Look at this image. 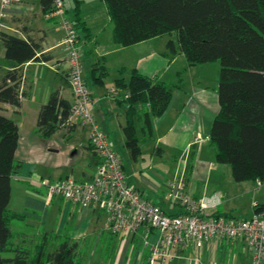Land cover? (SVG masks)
<instances>
[{"label": "crops", "instance_id": "0c3cea01", "mask_svg": "<svg viewBox=\"0 0 264 264\" xmlns=\"http://www.w3.org/2000/svg\"><path fill=\"white\" fill-rule=\"evenodd\" d=\"M81 18L86 22L90 32L89 36L80 38L83 44V62L85 57L93 60V66L88 71V79L103 84L109 69L117 68L118 73L113 82L107 85L104 93L99 88L89 89L91 106L97 123L99 118L105 126H110L107 118L113 116V110H111L115 105L113 100L125 106V117L123 112H118L116 117L122 131L118 135L120 142L126 139L123 126L127 121L128 106L118 101L117 97L120 95L114 96L109 91L111 86L116 85V80L123 77L126 82L129 81L132 71L137 69L143 74L176 84L175 87L178 89L173 90V99L167 110L160 116H153L151 133L143 134L139 119L136 120V125L137 131L139 128L143 137L154 142L160 159L165 155L173 164H176L177 169L179 160L184 155L188 158V162L190 161V171L182 175L168 176L164 170L149 168L138 180L133 181L125 165L124 168L130 183L147 199L160 205L169 213L181 212L182 206L178 200L169 198L167 195L176 179L183 178L184 191L197 198L207 196L209 193L206 186L201 185L198 178H195L199 174L197 171L205 168L209 170L211 167L210 162H205L201 158L205 152L206 141L195 144L193 135L197 132L208 134L212 120L219 110L217 85L214 83L211 87L209 79L203 75L211 64H216L214 66L217 67L219 63L214 60L190 66L187 64L185 55L180 51L171 53L170 58L165 62L164 59L162 61L158 58L160 54H156V50L149 43L158 36L132 45H114L112 35L104 42L99 32L90 30L91 25L83 14ZM0 30L40 40L42 50L50 57L46 61L30 60L22 65L23 88L27 94L22 98L20 106L0 102V112L13 118L18 127L19 139L15 156L22 163L12 178L9 207L25 213L27 216L25 221L30 220V223L38 224L39 229L37 233L29 232L24 229L29 226L27 224L23 228H15L17 232L23 234L31 244H34L35 238L42 234V237H47L48 246L52 249L66 237L72 241H79L80 264H241L244 255L245 264H251V253L242 239H237L233 243L221 239H209L201 248L189 244L180 248L173 258L151 261L150 249L141 240L134 239L129 234H116L110 231L103 210L98 207H81L60 195L49 197L47 186L42 183V180L53 181L68 176L80 181L88 180L95 174L98 164L97 156L89 144L88 127L73 125L68 128L66 126L51 136H43L37 128L39 109L47 101L52 90L60 89L64 98L70 103L74 101L67 73L69 63L63 43L64 30L61 17L44 14L39 0H12L6 6L0 3ZM173 63H176L174 68L184 69L190 74V85L182 77V80L179 82L177 80V83L169 82L168 67L170 68ZM100 65L107 67V74L102 78H99V71L95 70ZM165 65L166 67L163 68ZM13 67L15 62L5 58V48L0 40V78L4 70ZM123 92L122 90L120 93ZM104 102L108 105L107 109L104 108ZM103 129L120 155L110 138L111 130ZM177 147L181 148L182 152L178 153ZM226 174L225 178H228L231 186H237L238 190L243 192L260 193L261 196L253 200L264 201V185L259 186L254 181L250 184L251 180L232 183L231 170L227 174L228 177ZM214 191L222 195L221 203L217 208L212 209L215 214L237 217H249L253 214L254 206L250 213L238 216L235 214L238 209L232 203V197H228L222 190ZM42 203L46 206L56 203L57 208L51 212L54 217L52 221L47 220L50 212L46 211ZM61 215H63L64 224L58 225L57 219ZM151 239H157V234L153 233Z\"/></svg>", "mask_w": 264, "mask_h": 264}, {"label": "trees", "instance_id": "16d2710c", "mask_svg": "<svg viewBox=\"0 0 264 264\" xmlns=\"http://www.w3.org/2000/svg\"><path fill=\"white\" fill-rule=\"evenodd\" d=\"M39 1L43 13L52 16L56 0ZM102 1L113 21L112 37L116 43L132 45L175 33L176 41L170 39L168 45L172 54L182 52L188 65L220 61L219 110L205 134L209 135L207 141L215 147L216 159L230 165L234 180L264 182V0ZM82 2L73 0L74 18L68 17L64 6V15L77 28L78 42L81 30L86 33L84 37L90 35L80 15ZM0 40L5 58L15 62V67L4 70L0 78V102L18 107L27 94L22 65L50 57L34 37L0 30ZM95 70L99 71V78L107 74L105 65ZM181 80L179 74L178 82ZM115 86L119 91L116 96L122 97H117L118 101L128 106L123 126L125 145L136 158L141 147L135 121H141L144 135L150 134L153 116L167 110L176 84L134 69L129 81L118 78ZM122 90L128 97L121 96ZM71 104L60 89L52 90L39 109L38 131L51 136L66 127ZM18 139L14 119L0 112V264H80L79 241L66 237L52 249L47 237L31 244L11 226L12 220L27 218L25 213L9 207L12 178L22 164L15 156Z\"/></svg>", "mask_w": 264, "mask_h": 264}, {"label": "built area", "instance_id": "2783aa9c", "mask_svg": "<svg viewBox=\"0 0 264 264\" xmlns=\"http://www.w3.org/2000/svg\"><path fill=\"white\" fill-rule=\"evenodd\" d=\"M11 2L0 0L2 6ZM56 7L52 16L61 17L69 63L67 73L74 96L65 125L88 127L89 141L98 155V164L95 174L88 180L80 181L72 176L42 180L48 196L60 195L81 207L103 210L110 231L141 240L150 249L151 261L173 258L180 248L189 244L201 248L209 239L230 243L242 239L251 253V264H264V201L253 202L255 210L249 217L214 214L212 209L221 203L222 195L213 193L197 198L184 191L183 178H179L172 183L167 195L178 200L182 211L169 213L129 182L120 155L95 119L91 92L83 78V50L78 42L77 28L64 15V1L56 0ZM109 91L114 96L119 94L116 86H111ZM121 94L128 97L125 91ZM207 139L209 135L202 132L193 135L195 144ZM257 184L261 186L264 182ZM153 233L157 234L155 240L151 239Z\"/></svg>", "mask_w": 264, "mask_h": 264}, {"label": "rangeland", "instance_id": "374dc122", "mask_svg": "<svg viewBox=\"0 0 264 264\" xmlns=\"http://www.w3.org/2000/svg\"><path fill=\"white\" fill-rule=\"evenodd\" d=\"M63 1H64V6L67 9L68 17L74 18L73 0H63ZM82 14L85 16V18L88 19V23L91 25V28H92L90 30H92L93 32H99L101 39L104 42L107 41V38L108 39L111 38V35H112L111 29L113 27V21L111 20L110 15L107 11L106 5L102 0H83L80 6V15ZM80 33L82 37H84L86 34L83 30H81ZM170 39H174L176 41L177 39L176 34L175 33L174 34H163L155 38V40L149 42L152 45V48L156 50L155 53L160 54L161 57L158 55V58L162 59V61L164 59L165 62H167V60L170 58V54L172 53L171 48L168 45V42ZM79 43L82 46V50H83V44H81L80 40H79ZM113 44L121 45L119 43H116L114 40H113ZM215 61L219 63L217 64L218 66L215 67L214 65L216 64H211L210 68L206 70L203 75H205L209 79L211 87L215 83V85H217V88H218L220 61L219 60H215ZM92 62H93L92 59H90L89 57H85V62H83V78L84 80H86L89 88H93V87L96 89L99 88L104 93V91L107 88V85L113 82L114 77L118 73L117 68L110 66L111 68L109 69V73L104 79V83L103 84L96 83L88 79V71L93 66ZM177 63H179V61H177ZM175 64L176 63H173V65L170 68L168 67V69L170 70L168 72V75L170 76L168 77L169 78L168 80H170L169 82L177 83V80L180 74L181 77L184 80H186V83L188 82L189 84L190 74L185 72L184 69L174 68ZM166 65L163 66V68L166 67ZM192 78L194 79L193 76ZM175 89L177 90L178 88L174 87L173 90ZM172 99H173V95H172ZM113 103L115 104L112 107L113 109H111L113 110V113H112L113 116H111V118H107V121L110 124V126L108 125L105 126V124H103L99 120V118H98V124L102 128L111 130V133L109 134L110 138L113 140L116 147L118 148L119 153L122 156L126 170L128 171V174L131 175V178L133 181L138 180V178L141 177L143 173L149 168H153L154 170H157V169L164 170V172H166L168 176L182 175L188 172L189 167H190V164H189L190 161L188 162V158L186 156L184 155L181 156L179 163L177 165L178 168L176 169V164H173V162L170 159H168V157H166L165 155L163 156L162 159H160L161 157H159V154L156 152L157 147L154 146V142L151 139H147L143 137L139 128L137 131V136L139 138L141 152L136 158L133 157L130 150L125 145L126 139H124L123 142H120L118 140V135H120L122 131L120 130V127L118 126V120L116 119V117H117L118 112L119 113L123 112V115L125 117V106L117 104L114 100H113ZM104 106H105L104 108L107 109L108 107L107 103H105ZM135 123L137 124V121H135ZM176 149L178 153L182 152L181 148L177 147ZM204 149H205L204 150L205 152L204 154H202L201 158H203L205 162H210L211 167L209 170L205 168L203 170L197 171V173L199 174H198V177H195V178H198V181L201 185L206 186V189L209 190L208 195H211L213 193H219L217 191H214L216 189H219L225 192L226 195H228V197H232V203H234L238 209V212L235 214H238V216H244L245 214L250 213L252 210V206H253L252 204L254 201L253 199L259 198L261 194L260 193L254 194L253 192L239 191L237 186H231L232 184H229L227 180L228 178L227 179L225 178V174L226 173L229 174V170H231L230 165L225 162H220L216 159L215 148L207 140L205 142ZM227 174L226 176L228 177L229 175ZM189 175H190V172H189ZM190 176H192V173ZM232 181H233L232 183L236 182V180H234L233 177H232ZM249 183L251 184L252 181H250ZM234 185H237V184H234ZM42 205L45 207L46 211L50 212L49 214L50 216L48 217L49 219L47 220L52 221L54 217L51 212H53L54 209L57 208L56 203L50 206H46L43 203ZM27 224H29V226H27ZM57 224L58 225L64 224L63 215H61L57 219ZM11 226L14 230L17 227L23 228L24 226H27V227H24V229H27L29 232H32V233L39 232L38 231L39 229L37 227L38 224L34 222L30 223V220L26 222V221H20V220L14 219L11 222ZM42 238H43L42 234L37 236V238H35V243L41 242L43 240ZM4 255H6V253H4ZM245 263H246V257L244 255L243 260H241V264H245Z\"/></svg>", "mask_w": 264, "mask_h": 264}]
</instances>
